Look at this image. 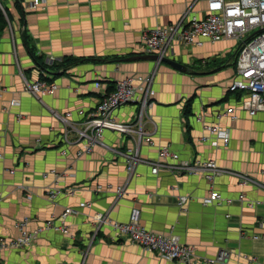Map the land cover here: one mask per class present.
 <instances>
[{
    "label": "crops",
    "instance_id": "obj_1",
    "mask_svg": "<svg viewBox=\"0 0 264 264\" xmlns=\"http://www.w3.org/2000/svg\"><path fill=\"white\" fill-rule=\"evenodd\" d=\"M0 2L13 20L0 36V238L18 237L16 222L24 217L34 228L74 209L67 220L73 238L44 233L28 247L1 251L2 264H182L120 237L94 218L103 213L127 222L135 207L148 229L178 235L194 246L197 264H254L243 253L264 259V111L250 115L239 94L229 91L236 78L237 41L175 45L167 56L183 63L185 71L132 59L148 54L141 43L145 29L177 22L190 6L202 12L203 1L47 0L36 8L29 0ZM151 74L153 103L143 129L152 143L142 139L141 156L157 161L159 148L169 146L182 159H213L222 172L212 183L170 166L154 174L146 162L130 175L123 152L137 146L135 135L106 130L103 145L83 155H78L82 144L74 128L65 142L67 127L55 112L71 113L70 122L80 127L107 88L129 75L140 85L139 79ZM41 77L57 89L41 96L25 89L27 81ZM142 94L139 90L137 98ZM12 100L19 104L11 106ZM139 105L120 106L115 117L135 122ZM230 106L236 119L218 117ZM217 122L229 132L226 145L202 141L206 125ZM55 186L64 192L51 199L48 189ZM211 189L226 201L205 205ZM181 195L190 196L184 208L178 205ZM222 250L231 253L227 261H206Z\"/></svg>",
    "mask_w": 264,
    "mask_h": 264
},
{
    "label": "built area",
    "instance_id": "obj_2",
    "mask_svg": "<svg viewBox=\"0 0 264 264\" xmlns=\"http://www.w3.org/2000/svg\"><path fill=\"white\" fill-rule=\"evenodd\" d=\"M32 8L39 7L47 0H29ZM205 3V9L197 12L190 6L176 23L160 25L146 29L141 35V43L148 54L167 55L178 43L184 46H203L205 42H218L225 39H235L238 43L236 58L234 60L236 78L229 86V91L239 94L241 107L252 116L260 111H264V0H200ZM129 75L118 80L112 85V89H106L101 96L98 105L91 110L86 118L80 122V127L70 122L71 113L55 115L66 125L64 134L65 142H70V132L76 130L77 142L81 143L78 155L91 153L97 144L103 145V136L106 130L119 131L127 136L135 135L137 146L128 147L123 155L126 160L127 169L130 175L135 172L136 166L140 162H146L152 167L154 174L159 173L162 166H170L173 171L187 174H200L208 182L212 183L222 169L213 159L208 160H188L182 159L179 153L173 151L169 146L159 148V160L153 161L144 159L139 151L142 139L152 143V138L147 136L143 129V119L149 106L152 105V95L154 93L152 84L154 76L147 75L139 79ZM97 86H102L97 83ZM0 87L2 82L0 80ZM25 89L35 95L41 92L53 93L57 89L55 82H50L47 78H41L34 82L26 83ZM139 90L143 91L142 97L137 98ZM1 96V95H0ZM133 102H139V113L135 122H121L115 117V110L120 106ZM17 100H12L10 105H18ZM230 115L236 119L235 107L230 106L224 112L218 114ZM20 118V115H18ZM202 120V116L198 117ZM207 133L203 135L202 141L209 142L213 146L229 143L230 135L227 129L218 122L206 125ZM58 176L56 170L51 171ZM245 179L244 175H240ZM122 187H119V191ZM63 189L55 186L48 189L51 199H56ZM3 193L0 191V201ZM189 195H181L178 205L184 208L189 201ZM240 199H245L241 194ZM226 201L223 195L211 189L209 194L203 199L205 205H221ZM229 202V201H228ZM251 202L250 204H253ZM74 212L71 207L66 208L60 215L51 216L34 228H31V218L24 217L16 222L20 231L18 237L0 238V252L6 248H24L32 245L39 236L44 233L58 231L73 238L70 233L67 220ZM141 209H132L130 219L127 222L115 221L103 213L95 215V220L99 225L107 223L111 225L120 237L126 238L132 243L141 245L144 249L158 253L168 260L179 261L182 264H197L196 248L183 243L178 235H168L155 233L145 227L141 222ZM264 225V220L261 223ZM231 257L228 250H222L214 257L206 259L207 262H225ZM242 257L247 258L254 264H264V259H259L254 255L243 253ZM0 264L1 260H0Z\"/></svg>",
    "mask_w": 264,
    "mask_h": 264
},
{
    "label": "water",
    "instance_id": "obj_3",
    "mask_svg": "<svg viewBox=\"0 0 264 264\" xmlns=\"http://www.w3.org/2000/svg\"><path fill=\"white\" fill-rule=\"evenodd\" d=\"M132 59L154 60V61H158L159 63H161V62L167 63V64L171 65L173 68L181 70V71L187 70V67L183 63H181L175 59H172L166 55L161 56L159 54H144V55L132 57Z\"/></svg>",
    "mask_w": 264,
    "mask_h": 264
},
{
    "label": "trees",
    "instance_id": "obj_4",
    "mask_svg": "<svg viewBox=\"0 0 264 264\" xmlns=\"http://www.w3.org/2000/svg\"><path fill=\"white\" fill-rule=\"evenodd\" d=\"M5 10H6V13H7L9 19L12 21V14H11V12L7 6H5ZM8 25H9V20H7L5 13L2 11V8L0 7V36H1L2 32L8 27ZM110 89H112V86H110ZM190 103H189V105H190ZM187 111H190V108H189V110L187 109Z\"/></svg>",
    "mask_w": 264,
    "mask_h": 264
},
{
    "label": "rangeland",
    "instance_id": "obj_5",
    "mask_svg": "<svg viewBox=\"0 0 264 264\" xmlns=\"http://www.w3.org/2000/svg\"><path fill=\"white\" fill-rule=\"evenodd\" d=\"M15 4H18V5L20 6V3L17 2V1L15 2ZM44 4H46V3H44ZM44 4H43V5H44ZM29 5H30V1H29ZM0 7L2 8V11L5 13V16H6L7 20H9V25H8L7 28H10V25H13V20L11 21V20L9 19V17H8V15H7V13H6V10H5V6H4L1 2H0ZM30 7L32 8L31 5H30ZM188 8H189V7H188ZM188 8H187V9H188ZM187 9H186V10H187ZM186 10H185V11H186ZM183 14H184V13H183ZM181 17H182V16H181ZM180 19H181V18H180ZM180 19H179V20H180ZM179 20H178V21H179ZM178 21H177V22H178ZM175 23H176V22H175ZM167 25H168V24H167ZM148 29H150V28H148ZM145 30H146V29H145ZM145 30H144V31H145ZM19 31H20V30H19ZM142 33H143V32H142ZM142 33H141V35H142ZM178 46L180 47V46H184V45L178 43ZM185 47H188V46H185ZM189 47H190V46H189ZM236 55H237V54H234V60H235V58H236ZM166 56H167V55H166ZM216 59L219 60V58H216ZM41 78H43V77H41ZM41 78H40V79H41ZM2 89H3V88L0 87V95H1V91H2ZM41 95H43L42 92H41L38 96H41ZM0 97H1V96H0ZM48 195H49V194H48ZM128 241H129V240H128ZM130 242H131V241H130ZM135 244H136V243H135Z\"/></svg>",
    "mask_w": 264,
    "mask_h": 264
}]
</instances>
